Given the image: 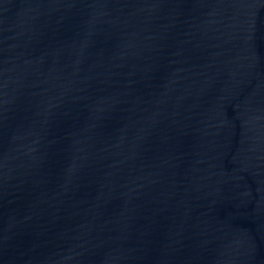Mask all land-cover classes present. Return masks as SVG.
Wrapping results in <instances>:
<instances>
[{"label":"water","instance_id":"1","mask_svg":"<svg viewBox=\"0 0 264 264\" xmlns=\"http://www.w3.org/2000/svg\"><path fill=\"white\" fill-rule=\"evenodd\" d=\"M0 264H264V0H0Z\"/></svg>","mask_w":264,"mask_h":264}]
</instances>
